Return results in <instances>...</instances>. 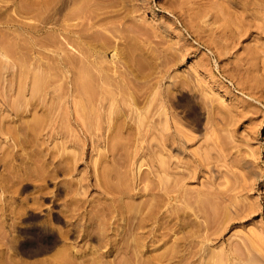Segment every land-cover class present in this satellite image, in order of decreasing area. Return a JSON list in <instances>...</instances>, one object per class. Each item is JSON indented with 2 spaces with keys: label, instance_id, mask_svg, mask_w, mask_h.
<instances>
[{
  "label": "rangeland",
  "instance_id": "374dc122",
  "mask_svg": "<svg viewBox=\"0 0 264 264\" xmlns=\"http://www.w3.org/2000/svg\"><path fill=\"white\" fill-rule=\"evenodd\" d=\"M61 1L64 7L61 6ZM64 1L65 3L63 0H0V264H55L53 257L65 247L68 255L73 256L69 257L66 253L57 255L63 259H66L63 254L68 256L67 259L75 258L76 260L72 259L74 263L68 260L70 264H78L75 261L79 259L89 260V264L91 260L95 264L103 261L105 264L106 259V264H138V261L135 262L138 257L132 259L136 257H132L136 251L133 246L136 248L137 243L142 245L143 242L142 248L146 246L147 249L143 248L146 250L142 252L145 257H139V261L141 258L144 260L141 259L142 264H264V0H82L87 4L81 0ZM82 6L84 11L81 10ZM50 8H53L51 18ZM73 9L75 12L77 9L81 10L77 11L79 14L76 12L78 15L87 9L83 13L87 17L73 14ZM56 12L59 17L54 15ZM74 36H79V40H76L84 43L86 50L76 40L78 46L73 43ZM7 46L8 49L11 48V52L16 49L15 52L11 54L6 50ZM78 47L85 50V53L89 50L90 62H83L86 57ZM5 51H9L8 54ZM69 56L78 61L79 70L86 68L85 64L89 68L87 64L90 65L92 61L90 66L93 70L96 65L100 71L98 68L97 72L89 71L90 67L89 70L86 68L87 71L80 72L79 65L72 68L75 61L72 62L69 58L68 61ZM87 58L88 61L89 56ZM82 71L85 75L95 74L93 81L96 80L94 84L92 77L86 75L85 89L92 88L84 91L89 99L86 100L84 94H81L84 102L87 101L84 104L82 97L76 95L80 92L79 87L75 88L77 83H73L77 78L74 75ZM101 71L107 73L106 81H113L111 86L108 85L110 81L108 84L104 82V85L107 84L108 88L114 86L111 89L115 88L116 91L110 92L114 99L108 98L111 97L108 95L111 90L105 89L107 85L104 87L102 77L106 76ZM92 72L94 74L91 75ZM37 74L44 78L46 84L40 79L39 84L44 86L40 85L36 91L34 85ZM75 89L79 92L76 93ZM92 89H97L98 93L102 91L99 98ZM87 92H90V97ZM104 94L107 99L100 97ZM108 99L118 103L119 109H116L117 105L114 106L118 113L113 112ZM79 102H82L85 110L89 107L86 115L83 114L84 111H80L82 105ZM114 102L113 105L116 104ZM97 105L101 107V112L104 109L102 113ZM80 112L84 117L90 115L95 121H102L100 119L103 115L104 121L99 125L106 124V131L101 129L104 127L99 129V125L94 126L92 119L91 122L88 118L89 124H86L87 118H83ZM98 114L101 116L99 119ZM117 115L121 117L117 118ZM116 120V125L111 124ZM121 124L124 128L120 127ZM108 127L115 132L118 128L123 129L124 135L129 137L127 140L122 131H112L113 135L120 133L126 139L121 142L124 140L122 138L119 144H115L121 145L119 148L113 144L117 147L113 148V152L110 144L117 137L114 135L116 138L113 140L114 136H111ZM101 132L105 133L103 137ZM107 134H110L109 137ZM121 137L118 136L117 139L120 140ZM122 148L123 155L122 152L118 153ZM116 151L118 157L114 158ZM53 155H57L60 161ZM103 155L106 157L101 158ZM103 158L106 159L104 163ZM125 159L126 162L133 160L128 165ZM106 162L111 163L112 168L118 167L116 172L119 175L113 174L114 168L109 172L110 169L104 167ZM136 162H140L139 168ZM106 170L112 175H108L109 180L105 179L108 174ZM124 172H128L129 176ZM138 172L139 176L140 172L141 175L145 174V178H140L141 183L138 181ZM118 178L122 183L126 178L124 184L128 185L125 187L127 191L117 181ZM115 182L121 189L118 193V185L112 190ZM140 186L142 191L147 188L146 193L153 189L154 195L160 198H154L153 201H156L153 202L152 192L146 198L147 195L145 192L141 193ZM177 186L181 189L184 187L182 193L187 194L185 197H191L187 202L179 198L172 201L169 198L172 189ZM216 187L230 194L233 201L220 202L218 216L215 211H210L213 199L206 197L212 204L203 201L208 209L211 207L210 212L203 213L208 217L204 218L205 215H200L205 204L202 205L204 208H199L192 196L196 194L199 198L203 194L199 196L196 191L203 189L205 192L208 188ZM131 188L135 189L131 192ZM159 190L162 194L168 193L171 204L168 198L161 197L165 194H160ZM115 191L117 196H114ZM134 191L138 193L134 194ZM123 192L127 194H122ZM139 196L145 198L139 199ZM130 197L133 198L132 206L137 207V203H140V211L143 208L141 212L149 213L153 208V216L149 215L156 217H151L152 220L147 222L143 213L141 220L140 211L136 210L139 213L137 215L135 212L138 208L130 209ZM149 197L152 205L160 200L167 204L158 203V207L154 204L155 208L153 206L150 209ZM143 199H147V204L150 205L146 206ZM114 201H122L120 206H127L129 201L127 207L121 208L122 214L126 216L120 215V206ZM168 203L174 205L175 210L173 207L170 210ZM188 203L196 206L190 208ZM143 205L146 207L140 208ZM234 205H238L240 210H250V214L238 216L235 212L239 209L235 210ZM110 207L116 209L110 211ZM131 211L132 214H129ZM153 211H157L159 215H155ZM129 215L140 216L137 218L142 221L143 227L137 230V225L135 228L133 224L141 221L133 216L129 218ZM149 215L146 214L148 219ZM221 215H224L222 221ZM225 215L229 217L228 220L231 218L230 221L223 222ZM120 216L126 219L123 221L124 225ZM127 216L132 222L127 220ZM212 216L219 219H212ZM116 217H119L120 222ZM193 218L199 220V223ZM211 219L217 222L208 224ZM106 220L110 225L108 222L102 225L111 226L107 229L100 224ZM118 222L116 227L122 226L124 233L120 232L121 228H115ZM97 224L100 226L97 227ZM111 224H114V229ZM125 224H128V230H124L127 229ZM131 225L133 227H129ZM158 225L161 226L158 228ZM153 226L155 232L152 231ZM96 228L105 232L106 235L99 230L109 242L106 237L102 239V236H98L101 234L97 233ZM131 228H135V232ZM108 230L114 235L117 234L116 231L122 234L120 236L118 232L112 237ZM128 231H131L130 235ZM142 231L146 235L144 241H141L142 236H145ZM160 232L166 234L163 235L165 237H160ZM83 233L90 235L88 237ZM153 234L159 235L158 240L161 239L157 241ZM119 236L127 237V243H122L124 238H117ZM134 236L141 240L133 238ZM110 237L117 240L116 245L119 242L122 243L121 246L125 245L124 250L127 253L129 250L131 254H128L131 256L122 250L120 244V247L111 244L113 249L110 250V242H114ZM104 239L107 240L106 245L102 241ZM41 241L48 244V248H43ZM154 241H157L156 249ZM129 244L132 248L126 246ZM100 248L105 249V254ZM97 249L104 258L96 262L93 259L97 257L98 260L100 257L95 256ZM116 250L125 252L129 260L127 257L123 258L125 253L120 251L121 258L119 253L115 254V258H120L117 261L113 257ZM89 254L90 257H95L92 259ZM86 255L90 259L84 258ZM80 256L84 257L81 259ZM56 258L57 262L62 260L60 257V260ZM50 259L53 262L49 263ZM80 262L79 264H83Z\"/></svg>",
  "mask_w": 264,
  "mask_h": 264
},
{
  "label": "bare ground",
  "instance_id": "6f19581e",
  "mask_svg": "<svg viewBox=\"0 0 264 264\" xmlns=\"http://www.w3.org/2000/svg\"><path fill=\"white\" fill-rule=\"evenodd\" d=\"M56 1H57V0H56ZM69 1H70V0H69ZM71 1H72V0H71ZM74 1L76 2V0H74ZM74 1H73V2H74ZM78 1H80V0H77V2H78ZM81 1H82V0H81ZM83 1H84V0H83ZM83 1H82V3H84ZM58 2H59V1H58ZM63 2L65 3L64 0H63ZM86 2H88V1L86 0ZM86 2H85V3H86ZM56 3H57V2H56ZM60 3L62 4V1H61ZM60 3H58V5H59ZM85 3H84V4H85ZM86 4H87V3H86ZM54 5H55V4H54ZM58 5H57V6H58ZM63 5H64V4H62L61 6L64 7ZM65 5H66V4H65ZM79 5H80V4H79ZM79 5L77 6L78 9H79V7H80L82 4H81L80 6H79ZM61 6H60V7H61ZM52 7H54V6H52ZM55 7H56V6H55ZM62 7H61V8H62ZM77 7H76V8H77ZM83 7H84V6L81 7L82 9H81V8H80V9L84 11ZM50 9H51V10H50V15H49V14H48V15H49L50 18H51V13L53 12V8H50ZM58 9H59V7H58ZM58 9H57V10H58ZM74 9H75V8H74ZM74 9H73V11H72V13L74 12L73 14H77V13L79 14V12L81 11V10L79 11V10L77 9V11H79V12L76 11V12H77V13H76V12L74 11ZM59 10L61 11V9H59ZM55 11H56V10H55ZM63 11H64V9H63ZM63 11H62V13H63ZM86 11H87V9H85V12H86ZM85 12H83V13H85ZM56 13H57V12H56ZM83 13H82V14H83ZM60 14H61V13H60ZM78 14H77V15H78ZM82 14L80 13V15L83 16L84 18L87 17V16H84V14H83V15H82ZM48 15H46V16L49 18ZM54 15H57V16L59 17L58 13H57V14H54ZM80 15H78V16H80ZM46 16H45V17H46ZM57 16H56V17H57ZM56 17H54V19H56ZM58 17H57V18H58ZM44 19H45V18H44ZM44 19H43V20H44ZM46 19H47V18H46ZM66 19H67V18H66ZM47 21H48V20H46V22H47ZM55 21H58V19H56ZM44 22H45V21H44ZM53 22H54V21H53ZM48 23H52V22L48 21ZM52 24H53V23H52ZM63 25H64V24H63ZM59 26H60V25H59ZM64 26L66 27V24H65ZM64 26H62V27H64ZM67 26H68V25H67ZM67 28H68V27H67ZM67 28H65V29L67 30ZM65 29H64V31H65ZM69 31H70V30H69ZM77 32H78V31H77ZM79 32H81V31L79 30ZM79 32H78V33H79ZM80 34H81V33H80ZM80 34H78V35L80 36ZM79 36H74L75 39L73 38V43H74V42L76 43V41H77V43H78L79 45H81V44L83 45V46L81 45L82 48H83V47L86 46V45H84V43H81V42L78 41V40H79V38H78ZM76 38H78V40H76ZM75 40H76V41H75ZM88 41H89V39H88ZM88 41H85V42H88ZM9 43L12 45L11 42H9ZM75 43H74V44H75ZM77 43H76V46H78ZM80 43H81V44H80ZM7 44H8V43H7ZM88 44H89V43H88ZM89 45L91 46V44H89ZM14 46H15V45H14ZM12 47H13V46H12ZM87 47H88V46H87ZM91 47H92V46H91ZM82 48H81V50H82ZM85 48H86V47H84V49H85ZM88 48H90V47H88ZM93 48H94V47H93ZM4 49H6V48H4ZM78 49L80 50L79 47H78ZM91 49H92V48H91ZM6 50H9V51H10L11 48L8 49V46H7V49H6ZM13 50H14V51H13ZM15 50H16V49H12L13 52H15ZM81 50H80V51H81ZM85 50H86V49H85ZM85 50H82V51L84 52ZM93 50H94V49H93ZM9 51H5V53L8 54ZM10 52H11V51H10ZM13 52H11V54H12ZM83 52H82V54H83ZM91 52H92V50H91ZM87 53H88V55H87ZM87 53L84 52L85 55H84V54H83V55H84L86 58L89 56V60H88V61H87L88 58H87V59H86V58L84 59V57H82V58L84 59V60L82 59L83 62L86 61V63L90 62V60H91V59H90V57H91V56H90L91 53H90V55H89V50L87 51ZM93 54H94V53H93ZM114 54H115V53H114ZM114 57H115V56H114ZM68 58H69L70 60H72V58H70V56L67 57V60L69 61ZM92 59H93V58H92ZM73 61L76 62L77 60H72V62H73ZM94 61H95V60H94ZM75 62H74V63H75ZM77 62H78V61H77ZM77 62H76V64H74V63L72 64V66L74 65L72 68H74L75 65H76V68H77V66L79 65V66H78V70H79V68H80V64H78ZM94 63H96V61H95ZM92 64H93V62L91 61V64H90V65L92 66ZM87 65L89 66V68L91 67L89 64H87ZM94 65H95V64H94ZM94 65H93V66H94ZM70 67H71V66H70ZM83 67H84V66H83ZM85 67L89 70V68L86 66V64H85ZM95 67L98 68L96 65H95ZM76 68H75L74 70H77ZM86 68H81L79 71H80V72H81V70H83V71L86 70V71H87ZM96 68L93 70V68L91 67L92 70L90 69L89 71H95ZM98 69H99V68H98ZM98 69H97V70H98ZM103 69H104V68L101 67V70H103ZM97 70H96L95 72H97ZM79 71H78V72H79ZM83 71H82V73H80V74H78V75H74V76L77 77V78L75 77V78H76V79H75L76 81L73 82V80H72V82L74 83V85H75V82H76L77 85H78V86H76L75 88H78V87H79L78 90H79L80 92H79L77 89H75L76 93L79 92L78 94H76V95H78V97H80L82 93L84 94V97H86V95H85L86 92H84V91H88L89 88H92V87H89V88L87 87V88H86L87 90L85 89V87L87 86V85H86L87 79H85V78H86V75H89V76H90V74H86V75H85V74L83 73ZM99 71H100V69H99ZM99 71H98V72H99ZM103 71H105V70H103ZM103 71H101V72H103ZM84 72H85V71H84ZM99 73H100V72H99ZM105 73H106V72H105ZM74 74H75V73H74ZM92 74H94V73L92 72L91 75H92ZM106 74H107V73H106ZM106 74H104V72H103V75L106 76ZM103 75H102V73H101V77H102ZM74 76H73V78H74ZM99 76H100V74H99ZM91 77H92V78H91ZM101 77H100V78H101ZM107 77H108V76H106V78H105V77H102L103 85H104V82H106V83L108 84V82L110 81V80L106 81V80H107ZM35 78H36L37 82H36V80H35V85H34V87H35V89H36V91H37V89H38L39 87H41L42 85L44 86V84H42V83L39 84V83H40V79H41V82H42V81L44 80V78H43V77L40 78V76H38V74H37V77H36V75H35ZM87 78H88V77H87ZM90 78H91L92 81H93V78H95V74H94V76H90ZM98 78H99V77H98ZM100 78H99V79H100ZM104 79H105V81H104ZM108 79H110V78H108ZM94 80H95V79H94ZM111 80H112V79H111ZM92 81H91V82H92ZM43 82H44V81H43ZM93 82H94V81H93ZM93 82H92V83H93ZM95 82H96V80H95ZM95 82H94V84H95ZM111 82H112V83H111ZM44 83H45V82H44ZM106 83H105V84H106ZM38 84H39V86L37 87L36 85H38ZM45 84H46V83H45ZM107 84H106V85H107ZM111 84H113V81H110V84H108V85L111 86ZM40 85H41V86H40ZM89 85H90V84H89ZM106 85H104V87H105ZM108 85H107V87H106L105 89H107V90L110 89V90H111V91L108 90V91H109L108 95L111 96L110 92H112V90L116 91V89H115V88L111 89V88L114 87V86H112V87L109 86L110 88H108ZM91 86H92V84H91ZM80 88H83V89H82L83 91H82ZM93 88H94V86H93ZM98 88H99V84H98ZM84 89H85V90H84ZM94 89H95V88H94ZM94 89H92V90H94ZM81 91H82V92H81ZM89 91H90V90H89ZM98 91H101V90H98ZM114 91H113V92H114ZM93 92L98 96V98H99V94H102V91H101V93H98V92H97V89L94 90ZM104 92H105V91H104ZM87 93H88V94H87L88 96L91 95V94H89L90 92H87ZM91 93H92V91H91ZM94 93H92V95H95ZM115 93H116L115 95H117V92H115ZM83 94H82V95H83ZM105 94L107 95V92H106ZM105 94H104V96H101V95H100V97H101V98L104 97L103 99H105V98L107 99V96H105ZM79 95H80V96H79ZM97 96H96V99H97ZM112 96H113V94H112ZM112 96H111V97H108V98L114 99V98H112ZM81 97H82L81 99L83 100V96H81ZM89 97H90V96H89ZM113 97H114V96H113ZM91 98L94 100L93 97H91ZM101 98H100V99H101ZM115 98H116V97H115ZM87 99H89V98L86 97V100H87ZM103 99H101V100L105 102V100H103ZM116 99H117V98H116ZM118 99H119V98H118ZM86 100H85V102H84V100H83V104L87 102ZM98 100H99V99H98ZM101 100H99V101L102 102ZM88 101H89V100H88ZM116 101H117V100H116ZM100 102H99L98 104H101ZM108 102H109L110 104H112L110 107H113V109L116 107L115 105L118 106V103L114 102L113 100H112V102L116 103V104H114V105H113V103H112L109 99H108ZM79 103H81V105H82V102H79ZM89 103H90V101H89ZM91 103H92V102H91ZM102 104H104V103H102ZM120 104H121V103H120V101H119V105H120ZM78 105L81 106L80 104H78ZM87 105H89V104L87 103ZM107 105H109V104H107ZM85 106H86V104H85ZM95 106H96V105H95ZM114 106H115V107H114ZM97 107H100V106L97 105ZM79 109H81V107H80ZM82 109H84V110H82ZM82 109H81L80 111H81V112L84 111L83 114L85 113L84 115H86V114H87L86 112L88 111L89 107L87 106V110H85L86 108H85V107L83 108V105H82ZM99 109H100V112H101V107H100ZM110 109H112V108H110ZM116 109H119V106H118ZM89 110H90V109H89ZM103 110H104V109H103ZM103 110H102V112H103ZM107 110H108V109H107ZM105 111H106V109H105ZM115 111H116L117 113L119 112L118 110H115V109H114L113 112H115ZM81 112H80V114H82ZM88 112H89V111H88ZM102 112H101V113H102ZM97 113H98V112H97ZM108 113H109V112H108ZM83 114H82V115H83ZM89 114H90V113H89ZM105 114H106V116H107V113H105ZM119 114H121V113H119ZM84 115H83V118H87V119H85V121H86V120L88 121V120L90 119V121L92 122V120H93L92 118H93V117L90 118V117H91L90 115H88L89 117H88V116H87V117H84ZM98 115H99V114H98ZM108 115L111 116V113H109ZM112 115H113V114H112ZM101 116L103 117V115H101ZM101 116L99 115V116H98V119H99ZM117 116H118V115H117ZM119 116L121 117V115H119ZM119 116H118L117 118H119ZM94 117H95V116H94ZM102 117H101V119H100V120H102V121H99V120L97 121L96 117L94 118V119H96V121L98 122V123H97L95 120H93V121H94V122H93V123H94V126H96V125L98 126L99 124H101V122L103 123L104 119H102ZM104 117H105V116H104ZM88 118H89V119H88ZM109 118H111V117H109ZM112 118H113V116H112ZM91 119H92V120H91ZM114 119H115V117H114ZM36 121H37V120H36ZM91 122H90V123H91ZM99 122H100V123H99ZM109 122H110V121H109ZM116 122H117V120H116L115 122H113V123H111V122H110V123L114 125ZM118 122H120V121L118 120ZM37 123H38V121H37ZM83 123H84V122H83ZM87 123L89 124V121L86 122V124H87ZM104 123H106V122H104ZM35 124H36V122H35ZM84 124H85V123H84ZM101 125H102V124H101ZM101 125H99L98 128H99V127H104V125L107 126L106 124H104L103 126H101ZM115 125H116V124H115ZM122 125H123V124H121L120 127H122ZM110 127H111V126H110ZM86 128H88L87 125H86ZM108 128H109V127H108ZM114 128H115V127H114ZM122 128H124V126H123ZM95 129H96V128H95ZM99 129H100V128H99ZM101 129H105V127H104V128H101ZM106 129H107V128H106ZM106 129H105V131H106ZM90 130H91V129H90ZM96 130H97V129H96ZM109 130H110L111 133H112L113 130L110 129V128H109ZM115 130H116V129H115ZM117 130H118V131H122L123 129H122V130H119V128H118ZM117 130H116V131H117ZM97 131H99V130H97ZM105 131H103V132H105ZM107 131H108V130H107ZM118 131H117V132H118ZM84 132H85V131H84ZM89 132H90V131H89ZM114 132H115V131H113V133H114ZM117 132H115V133H117ZM85 133H87V130H86ZM95 133L99 134L100 131H99V133H98V132H95ZM108 133H109V132H108ZM111 133H110V134H111ZM113 133H112L111 136H114V135H115L117 138H118V136L121 137L120 133H118L117 135H116V134L113 135ZM122 133H123V131H122ZM90 134H91V132H90ZM101 134H102V132H101ZM110 134H109V135H110ZM104 135H105V133L102 134V137H103ZM107 135H108V134H107ZM107 135H106V136H107ZM109 135H108V137H109ZM123 135H124V133H123ZM97 136H101V135H97ZM106 136H105V137H106ZM111 136H110V137H111ZM115 136H114L113 140L116 138ZM128 136H130V135H128ZM108 137H106V138H108ZM124 137H126V139L129 140V137H127V135H126V136L124 135ZM131 137H132V135H131ZM131 137H130V138H131ZM117 138L114 140L115 142L113 141L114 143L112 142V144H110V145H111L112 152H113V150H114L113 148H115L114 146H117V145H115V144H116V143L119 144V142L122 140L123 137H121L120 140H118L119 138H118V139H117ZM108 139H109V138H108ZM110 139H111V138H110ZM110 139H109V140H110ZM123 139H124V138H123ZM126 139L122 140L121 142L125 141ZM116 140H117L118 142H117ZM106 141H108V140H106ZM106 141H105V143H106ZM107 143H108V142H107ZM109 143H110V142H109ZM126 143H128V141H126ZM113 144H114V146H113ZM105 145H106V144H105ZM108 145H109V144H108ZM124 145H125V144L123 143V146H122V147H123L124 150H125L126 146H124ZM118 146L121 147V145H118ZM118 146H117V147H118ZM108 147H110V146H108ZM117 147H116V148H117ZM116 148H115V149H116ZM118 148H119V147H118ZM123 148H122V150H123ZM120 149H121V148H120ZM120 149H119V151H120ZM104 150H106V149L104 148ZM122 150H121L120 152H118V153L120 154V153L122 152V155H123L124 150H123V151H122ZM106 151H107V150H106ZM104 152H105V151H103V154H104ZM110 152H111V150H110ZM137 152H138V151H137ZM106 153H107V152H106ZM116 153H117V151H116ZM116 153H115V155H113L114 153H112V155H113L114 158H115V156L118 155V153H117V154H116ZM125 153H126V152H125ZM104 155H105V154H104ZM104 155L101 156V158H102V157L105 158L106 156H104ZM107 155H108V153H107ZM122 155H121V157H120V155H119V157H120L121 159L123 158ZM138 155H139V153H138ZM53 156H56V158H57V155H53ZM133 156H134V155H133ZM136 156H137V154L135 153V156H134V157H136ZM107 157H108V156H107ZM117 157H118V156H117ZM117 157H116V158H117ZM138 157H139V156H138ZM140 157H141V154H140ZM51 158H52V160H54V159L56 160V158H53V157H51ZM101 158H100V159H101ZM104 158H103V163L105 162L104 160H106V159H104ZM124 158H125V157H124ZM57 159H58V158H57ZM136 159H137V158H136ZM49 160L52 161L51 159H49ZM58 160H59V159H58ZM61 160H62V159H61ZM111 160H112V159H111ZM132 160H133V159H132ZM132 160H131V161H132ZM138 160H139V158H138ZM138 160H135V161H138ZM59 161H60V160H59ZM59 161H58V162H59ZM131 161H130V162H131ZM140 161H141V158H140ZM54 162H56V161H54ZM101 162H102V160H101ZM109 162H110V161H109ZM114 162H115V161L113 160V163H114ZM125 162H126V159H125ZM125 162H122V163H124V165H125ZM130 162H126V164H128V163H130ZM62 163H63V162H62ZM107 163H108V162H106V164H107ZM122 163H121V164H122ZM131 163H132V162H131ZM56 164H58V163H56ZM106 164H104V167L107 168V169H108V168L110 169V171H109V170H106L107 173H108V171L111 172V168H112V167L110 166L111 163H110V164H107V167H106ZM116 164H117V163H116ZM136 164H137V162H136ZM201 164H202V163H201ZM58 165H59V164H58ZM58 165H57V166H58ZM119 165H120V164H119ZM122 165H123V164H122ZM124 165H123V167H124ZM128 165H129V164H128ZM128 165H125V166H127V168H128ZM132 165H133V164H132ZM134 165H135V163H134ZM138 165H139V166L141 165L140 162H138V164H137V168H139ZM101 166H103V164H101ZM109 166H110V167H109ZM120 166H121V165H120ZM120 166H119V168H120ZM201 166H202V165H201ZM58 167H59V166H58ZM58 167H56V168H58ZM115 167H116V166H115ZM159 167H160V166H159ZM101 168H102V167H101ZM113 168H114V167H113ZM113 168H112V169H113ZM131 168H132V167H131ZM131 168H129V169H131ZM137 168H136V169H137ZM121 169H122V168H121ZM136 169H135V170H136ZM163 169H164V170H167V169H165L164 167H163ZM113 170H115V171H114L115 173L112 172L113 174H115V175L118 174V175H119V172H118V173L116 172V171L118 170V167H117L116 169L114 168ZM135 170H133V171L130 170V171L134 172ZM138 171H140V170L138 169ZM142 171H143V170H142ZM142 171H141V172H142ZM103 172H104V171H103ZM141 172H140V176H139V172H138V174H137V176L139 177V180H138V181H139L140 183H141V181H140L141 176H142L143 178H145V176H144L145 174L142 173L143 175H141ZM105 173H106V172H105ZM136 173H137V171H136ZM145 173H146V172H145ZM124 174H127V175L129 176V173H128V172H126V173L124 172ZM101 175H102L103 178H105V177L103 176V174H101ZM108 175L110 176L111 173H110V174H109V173L107 174V176H106V178H105L106 180H109V179H110V178L108 177ZM115 175H114V177H115ZM130 175H131V174H130ZM111 176H112V175H111ZM121 176H123V175H121ZM133 176H135V175L133 174ZM107 177H108L109 179H108ZM138 177H137V179H138ZM112 178H113V177H111V179H112ZM134 178H136V176H135ZM182 179H183V178H182ZM116 180H117V179H116ZM119 180H120V179L118 178L117 181L119 182ZM124 180H126V178H125ZM124 180H122L123 183H122L121 181H120V182H121V184H123L122 186H124L123 189L126 190L125 187L128 186V185H127V183H126V185L124 184V182H125ZM134 180H135V179H134ZM141 180L144 181V179H141ZM110 181H111V180H110ZM117 181H116V182H117ZM136 181H137V180H135V182H136ZM138 181H137V182H138ZM108 182H109V181H108ZM116 182L113 184L114 187H113L112 190H115V189H116L115 186L118 185ZM120 182H119V183H120ZM127 182H129V181H127ZM139 182H138V184H139ZM129 183H130V182H129ZM210 183L215 184L214 182H210ZM115 184H116V185H115ZM133 184H134V183H133ZM138 184H137V185H138ZM130 185H131V184H129V187H132V186H130ZM137 185H136V186H137ZM139 185H140V184H139ZM181 186H182V184H181ZM111 187H112V186H110V188H111ZM134 187H135V186H134ZM108 188H109V187H108ZM110 188H109V189H110ZM132 188H133V187H132ZM132 188H131V192L135 189V188H134V189H132ZM137 188H138V186H137ZM141 188H142V187L140 186L139 189H140L141 193H142V192H145V191L147 190L146 187H145V190H144V188H143V191L141 190ZM183 188H184V187H183ZM183 188H182V189H183ZM216 188H217V187H216ZM216 188H215V189H209V188H208L205 192L203 191V189L201 190V191H203V192H201L200 190H199V191H196V192H197V195H199V194L202 195V194H203L202 196H203V197L205 196V198H203V197L200 196V195H199L200 197L197 198L198 196L196 197V194H195L194 197H196L197 199H194V197L192 196V199L195 201V204H196V205H199V208H201V206H202L203 204H205V205H203V206H204L207 210L205 211V208L202 206V207L204 208V209H203L204 211H202V214H201L200 216L205 215V214H203L204 212H205V213H208L207 211H209V209H210L212 206L214 207L216 204L218 205V206L216 205L217 208H216V207H215V208L212 207L213 209H216V210H213V209L211 208L210 211H211V210H212L211 212L215 211L216 213H215V212H214V213L217 214V215L219 216V214H218V212H219L218 210H220V208H219V207H220V206H219V203H220V202H223V201H226V200H232L230 194H228L225 190L223 191L222 189H219V188L216 189ZM139 189H136V191H137V190L139 191ZM148 189H149V188H148ZM151 189H152V188H151ZM173 189H174V190H173ZM173 189H172V191L175 192V193H174V195H175L174 197L172 196L173 192H171L170 189H168V190L172 193V194L170 195V197H169V198L172 199V201H173V199H178V198H179V199H181V200H186L185 202H187V200H189V199L191 198V197H190V198H189V197H185L187 194L184 195V193H182L183 191H182V189H181L180 186H177L176 188H173ZM110 190H111V189H110ZM117 190H118L117 193L121 190L120 187H119V185H118V189H117ZM152 190H153V189H152ZM152 190H151V191H150V190L147 191L148 193L145 192V193H146L145 195H147L146 198H148V194H151V193H149V192H152ZM184 190H185V189H184ZM204 190H205V189H204ZM107 191H108V189H107ZM126 191H127V190H126ZM136 191H134V194H135ZM153 191H154V190H153ZM157 191H158V190H157ZM159 191H160L159 193L162 194V193H161V190H159ZM162 191H163V190H162ZM186 191H187V190H186ZM186 191H185V193L188 192V191H187V192H186ZM112 192H113V191H112ZM112 192H110V193L113 195ZM121 192H122V191H121ZM163 192H164V191H163ZM165 192H166V191H165ZM170 192H169V193H170ZM199 192H200V193H199ZM117 193H116V191H115L114 196H115ZM125 193H126V192H125ZM125 193L123 192L122 194H125ZM137 193H138V192H136V194H137ZM139 193H140V192H139ZM166 193H167V192H166ZM120 194H121V193H120ZM122 194H121V195H122ZM126 194H127V193H126ZM131 194L133 195V193H131ZM143 194H144V193H143ZM154 194H155V193L152 192V195H151V196H153L152 199H151L152 201L154 200V198H155V199L160 198L158 195H154ZM163 194H165V193H163ZM163 194H162V195H163ZM118 195H119V194H118ZM128 195H129V194H128ZM139 195H140V194H139ZM166 195H167V197H166ZM116 196H117V195H116ZM119 196H120V195H119ZM141 196H142V195H141ZM141 196H139V197H140L139 199L145 198V196H144V197H141ZM149 196H150V195H149ZM168 196H169V195H168V193H167V194H165V196H161V197H163V198L165 197V198L167 199ZM210 196H211V197H210ZM128 197H129V196H128ZM135 197H136V196H135ZM156 197H157V198H156ZM181 197H185V199H182ZM201 197H202V198H201ZM206 197H209V199L212 198V199H213L212 202H214V203H213L214 205L212 204L211 200H210V202H208L209 200H208V198H206ZM117 198H118V197H117ZM131 198H132V197H130V198H128V199L130 200ZM169 198H168V200H169ZM187 198H188V199H187ZM114 199H115V198H114ZM132 199H133V198H132ZM132 199H131V201H130L131 204L129 203V201H128V203L126 202V203H127V206H128L129 204H130L131 206L133 205V204H132V202H133ZM135 199H136V198H135ZM192 199H191V200H192ZM206 199H207V200H206ZM168 200H164V199H163V201H166V202H168ZM204 200H205L206 203L208 202L207 204H209V203L212 204V205H210L211 207H210L209 209L207 208L208 206L206 205V203L203 202ZM122 201H123V200H122ZM122 201H121L120 203H122ZM148 201H149V203L151 204L152 201H150V197H149ZM148 201H147V199H146L145 201H144V199H143L142 202H146V204H147ZM155 201H156V200H155ZM155 201H153V202H155ZM158 201H159V199H158ZM169 201H170V200H169ZM178 201H180V200H178ZM232 201H233V200H232ZM114 203H117L116 205H117V206H120V205H119V204H120L119 201H114ZM124 203H125V202H123V204H124ZM126 203H125V204H126ZM136 203H137V202H136ZM149 203H148L147 205H146V204H145V205L148 206V205H150ZM158 203H164V202H161V200H160V202H158ZM158 203H157V202L154 203L155 206L158 207V206H159ZM137 204L140 205V203H137ZM154 204H153V205L151 204V205L148 206V207H149V208H150V207H153ZM156 204H157V205H156ZM164 204H167V203H164ZM170 204H171V201H170ZM170 204L168 203L167 206H168V207L170 206V208L174 206V205L172 206V205H170ZM186 204H187V203H185V205H186ZM116 205H115V207H116ZM139 205H137V207H135V206H132V207L129 206V207H130V209H132L133 207H134V208H138V209H135V212H136V210H137V212H139V211H140V209H139ZM145 205L141 206L140 208H142V207H146ZM160 205H161V204H160ZM188 205H189V203H188ZM188 205H187V207H188ZM196 205H189V206H190V208H191V207L196 206ZM113 206H114V205H113ZM122 206H123V205H122ZM122 206H120V209L122 208ZM127 206H123V208H125V207H127ZM155 206H154V208H155ZM206 206H207V207H206ZM234 206H235V205H234ZM237 206H238V205L235 206V207H236L235 210H238V209H239V210H238V212H235V211H234V212L237 213L238 216H240V215H242V214H250V210H248V209H246L245 211H244V210H240L241 208H240V207H237ZM115 207H113V208H115ZM129 207H128V209H129ZM148 207H147V208H148ZM184 207H185V206H184ZM187 207H186V209H187ZM113 208L110 207L109 210H110V211H113ZM134 208H133V210H134ZM149 208H148V209H149ZM173 208H174V209H173ZM173 208H171L170 210H172V209L175 210V207H173ZM193 208H194V207H193ZM195 208H196V207H195ZM218 208H219V209H218ZM111 209H112V210H111ZM115 209H116V208H115ZM115 209H114V210H115ZM120 209H119V210H120ZM128 209H127V210H128ZM130 209H129V211H130ZM144 209H146V208H144ZM150 209H151V208H150ZM176 209H177V208H176ZM184 209H185V208H184ZM197 209H198V206H197ZM217 209H218V210H217ZM119 210H118V211H119ZM127 210H126V212H127ZM138 210H139V211H138ZM142 210H143V208H142ZM142 210H141V211H142ZM152 210H154V209L152 208L151 211H152ZM168 210H169V209H168ZM192 210H193V209H192ZM200 210H202V209H200ZM118 211H117V213H118ZM141 211L139 212L140 214H142V215H140L141 217L139 216L141 220L143 219V218H142L143 213H144V215H145V216H144V219H146V221H147V220H150V219L152 220V218H155V217H156V216H155V217H152L153 214L151 213V211H150V213H149V211H148V212L145 211V212L148 213V215H149V214H152V216L149 215L150 217H149V219H148V218H147L148 216H146L147 213L145 214L144 211H143V212H141ZM157 211H158V210H157ZM157 211H156V212L153 211V213L155 212L154 214H155V215L157 214V216H158V215H159V214H158L159 211H158V212H157ZM193 211H195V210H193ZM196 211H197V210H196ZM210 211H209V212H210ZM115 212H116V211H115ZM124 212H125V211H124ZM126 212H125V213H126ZM132 212H133V211H131V213H129V214H132ZM137 212H136V215L139 214V213H137ZM172 212H173V211H172ZM184 212H185V211H184ZM188 212H189V211H187V213H188ZM197 212H200V211H197ZM245 212H246V213H245ZM122 213H123V212H122V209H121V213H120V215H121ZM159 213H161V211H160ZM170 213H171V211H170ZM194 213H195V212H194ZM194 213H193V214H194ZM214 213H212V215H213ZM239 213H240V214H239ZM108 214H109V212H108ZM108 214H107V215H108ZM113 214H114V213H113ZM113 214H110L111 217H112V216L114 217ZM134 214H135V213H134ZM163 214H164V213H163ZM163 214H162V216H163ZM188 214H189V213H188ZM190 214H191V213H190ZM196 214H198V213H196ZM237 214H235V216H237ZM110 215H109V216H110ZM117 215H118V214H117ZM117 215H116V216H117ZM122 215H123V216H126L125 214H122ZM136 215H135V216H133V215H129V218H131V216H133L136 220L139 221L140 219H138L139 217L136 216ZM165 215H166V214H165ZM191 215H192V214H191ZM160 216H161V215H160ZM187 216H188V215H187ZM187 216L185 215V217H187ZM205 216H206V215H205ZM205 216H204V218H208L207 216H206V217H205ZM223 216H224V215H221L220 220L222 219ZM238 216H237V217H238ZM75 217H76V216H75ZM111 217H109V218L111 219ZM120 217H121V216H120ZM137 217H138V218H137ZM151 217H152V218H151ZM188 217H189V216H188ZM195 217H197V216H195ZM198 217H199V216H198ZM212 217H214V216H212ZM226 217H227V218H226ZM237 217H236V218H237ZM109 218H108V219H109ZM116 218H117V217H116ZM116 218H114V219L116 220ZM118 218H119V217H118ZM118 218H117V220H118ZM123 218H124V217H121V218H120V219H122V220H121V223H123L122 225H124V222H123V221H126V219L124 218V219H125V220H124ZM126 218H127V220L129 219L128 216H127ZM189 218H191V216H190ZM200 218H202V217H200ZM210 218H211V217H210ZM210 218H209V219H210ZM215 218H217V217H214V218H212V219H215ZM228 218H229V217H228L227 215H225V218L223 219V222H224V221L226 222V220H227V221H230L231 218H230L229 220H228ZM234 218H235V217H234ZM110 219H109V221H110V223H111V220H110ZM112 219H113V218H112ZM132 219H133V218H132ZM135 219H134V222L136 221ZM157 219L161 220L160 218H157ZM191 219H192V218H191ZM193 219H196V218H193ZM212 219H211V221H209V223H208V222H207V223L210 224V222H211V223H212V222H217V220H218L219 218H217L216 221H215V220L212 221ZM115 220H114V221H115ZM141 220H140V221H141ZM220 220H219V221H220ZM112 221H113V220H112ZM118 221L120 222V220H118ZM130 221L132 222V220L129 219V222H130ZM153 221H154V220H153ZM153 221H152V222H153ZM196 221H197V219L195 220V222H196ZM198 221H199V220H198ZM198 221H197V222H198ZM202 221H203V220H202ZM206 221H207V220H206ZM219 221H218V222H219ZM221 221H222V220H221ZM71 222H72V221H71ZM90 222H91V221H90ZM106 222H108V221L106 220L105 222H100L101 227L103 226L102 224H103V223H106ZM115 222H117V221H115ZM115 222H114V223H115ZM119 222L117 223V225H115V228L118 227ZM143 222H145V221H143ZM147 222H148V221H147ZM154 222H155V221H154ZM193 222H194V221H193ZM110 223L108 222L107 224L110 225ZM121 223H120V224H121ZM126 223H127V222H126ZM136 223H137V224H133V226L135 225V228H136V225H137V228H138L137 230H139V229L141 228V226L143 227V225H142V224H143L142 221H141L140 223L136 221ZM149 223H150V222H149ZM155 223H156V222H155ZM198 223H199V222H198ZM198 223H197V224H198ZM205 223H206V222H204V224H205ZM131 224H132V223H131ZM147 224H148V223H147ZM147 224L144 223V225H147ZM157 224H158V223H157ZM157 224H156V225H157ZM90 225H91V223H90ZM109 225H105V224H104L103 227L106 226V229H107V228L111 227V226H109ZM111 225H112V224H111ZM113 225H114V224H113ZM113 225H112V226H113ZM125 225H126V224H125ZM127 225H128V224H127ZM127 225H126L125 227H127ZM92 226H95V225H92ZM96 226L99 227L100 225L98 226V224H97ZM107 226H108V227H107ZM116 226H117V227H116ZM120 226H121V225H120ZM120 226H119V227H120ZM133 226L131 225V226H129V227H133ZM148 226H149V225H148ZM148 226H145V228H148ZM159 226H161V225H158L157 227L159 228ZM90 227H91V226H90ZM103 227H102V228H103ZM121 227H122V226H121ZM121 227H120V228H121ZM125 227H124V228H125ZM91 228H92V227H91ZM93 228H94V227H93ZM120 228H117V229L119 230ZM135 228H134V230L131 228V229H132L131 231H134V232H135ZM158 228H157V230H158ZM88 229H89V228H88ZM106 229H105V231H106ZM113 229H114V226H113ZM113 229L110 228L109 230H112V231H113ZM122 229H123V228L120 229V232H123ZM129 229H130V228H129ZM154 229H155V228H154V226H153L152 231H154ZM92 230H93V229H92ZM97 230H98V229L96 228V231H97ZM99 230H101V233H102L103 230H102V229H99ZM99 230H98L97 233H100ZM109 230H108V231H109ZM121 230H122V231H121ZM124 230H128V227H127V229L125 228ZM141 230H142V229H141ZM144 230H146V229H144ZM85 231H87V229H86ZM85 231H84V232H85ZM90 231H91V229H90ZM94 231H95V228H94V230H93L92 232H94ZM108 231H107V232H108ZM131 231H130V232H131ZM155 231H156V230H155ZM155 231H154V232H155ZM158 231H159V230H158ZM158 231L156 232V234L158 233ZM81 232H83V231H81ZM81 232H80V234H81ZM103 232H104V231H103ZM116 232H117V234H118L119 231H116ZM116 232H115V233H116ZM120 232H119V233H120ZM128 232H129V231H128ZM128 232H126V233H128ZM130 232L128 233L129 235H130ZM144 232H147V230L144 231ZM97 233H95V234H97ZM101 233H100V234H101ZM108 233H109V235L111 234L112 237L117 235V234H116V235L112 234L110 231H109ZM113 233H114V232H113ZM123 233H124V232H123ZM142 233H143V231H142ZM142 233L140 232V234H142ZM152 233H153V232H152ZM160 233H161V232H160ZM78 234H79V233H78ZM102 234L106 235L105 232L102 233ZM102 234H101V235H98V236H102V239H103V237H106V236H104V235H102ZM121 234H122V233H120V236H121ZM132 234H134V233H132ZM136 234H137V233H136ZM136 234H135V235H136ZM138 234H139V232H138ZM138 234H137V236H138ZM140 234H139V235H140ZM156 234H155V235L153 234V235H154L155 238L157 239V237H159V235L156 236ZM161 234H162V233H161ZM54 235H55V234H54ZM57 235H58V234H57ZM83 235H85V234L83 233ZM89 235H90V234H89ZM89 235L86 234L85 236H88V237H89ZM109 235L107 234V236H109ZM142 235H145V234L143 233ZM142 235H140V236H142ZM163 235H166V234H162L160 237H165V236H163ZM79 236H80V235H78V237H79ZM81 236H82V235H81ZM85 236H84V237H85ZM120 236L117 237V238H122V237H123V236H122V237H120ZM132 236H133V235H132ZM137 236H136V237L134 236L133 238H137ZM140 236H138V237H140ZM154 236H153V237H154ZM44 237H46V236H44ZM112 237H110V238H111V241L113 240L114 242H110V245H111V244H115L116 241H117V240H116V241L114 240L115 238L112 239ZM143 237H144V238H143ZM86 238H87V237H86ZM99 238H100V237H99ZM99 238H98V239H99ZM110 238H109V239H110ZM123 238H124V241H123L122 243L125 244L126 240H128V239H126L127 237H126V238L123 237ZM130 238H132V237H130ZM145 238H146V235H145V236H142V238H141L142 240L139 239V238H137V239H139V240H141V241H144L143 239H145ZM98 239H97V240H98ZM100 239H101V238H100ZM105 239H107V237H106ZM105 239L102 240V241H104V243L108 240V239H107V240H105ZM125 239H126V240H125ZM160 239H161V238H160ZM160 239H159V240H160ZM39 240H40V239H39ZM41 240H43V239H41ZM152 240H154V239H152ZM159 240L157 239V241H159ZM45 241H48V239L45 240ZM100 241H101V240H100ZM118 241H120V239H119ZM121 241H122V239H121ZM132 241L138 242L136 239H135V240L132 239ZM141 241H139V242H141ZM157 241H156V243H155V241H154V243H155V244L153 243V244H154V245H153L154 247L157 245ZM37 242H38V241H37ZM41 242H42V241H41ZM50 242H51V241H49V243H50ZM54 242H55V241H54ZM107 242H109V240H108ZM107 242H106V243H107ZM129 242H131V239L129 240ZM152 242H153V241H152ZM42 243H43V244H41V246H42L43 248H45V249H46V247L48 248V244H47L48 242L46 243L47 245L44 244V241H43ZM106 243H105V245H106ZM117 243H118V242H117ZM120 243H121V242H119V244H120ZM122 243H121V244H122ZM126 243H127V242H126ZM143 243H144V242H143ZM143 243H142V245H141V243H137L136 248L133 246V249H136V251L134 250L135 252H134V254L132 255V257H133L134 255H135L136 257H133V258L131 257V258L134 259V258H137V257H138V258H137L138 260H135V262L138 261V264H142V262L144 261L142 258H141V259H142L143 261H142L141 259H140L141 263H140V261H139V257H141L142 252H143V251L146 252V250H143V248L146 247V246H144V247L142 248ZM38 244H39V243H38ZM102 244H103V243H102ZM119 244H118V245L115 244V245H116V246H119ZM121 244H120V246H121ZM146 244H147V243H146ZM99 245H100V244H99ZM105 245H104V246H105ZM115 245H114V247H115ZM129 245H130V244H129ZM129 245H126V246H128V248H129V247H131V245H130V246H129ZM148 245H149V244H148ZM151 245H152V243H151ZM151 245H150V246H151ZM88 246H89V245H88ZM102 246H103V245H102ZM108 246H109V245H108ZM111 246H112V245H111ZM120 246H119V247H120ZM124 246H125V245H124ZM124 246H121L123 249H122V248H119V249L124 250V248H126V247H124ZM50 247H52V246L50 245ZM50 247H49V248H50ZM67 247H70V246H67ZM98 247H99V246H98ZM105 247H106V246H105ZM105 247H104V248H105ZM157 247H158V245H157ZM39 248L41 249V247H39ZM65 248H66V247H65ZM65 248H64L65 251L63 250L64 252H63L62 250H60V251H62V252L59 253V251H58L59 249H58V250H57V251H58L57 253H59L61 256H62L61 253H64V254L66 253V254L68 255L67 250H66ZM94 248H95V247H94ZM104 248H103V249H104ZM131 248H132V247H131ZM131 248H130V250H131ZM61 249H62V248H61ZM84 249H85V248H84ZM95 249H96V248H95ZM100 249L103 250L102 248H100ZM111 249H113V246H112V248H110V250H111ZM116 249H117V248H116ZM145 249H147V247H146ZM151 249H152V248H151ZM155 249H156V247H155ZM155 249H154V250H155ZM69 250H70V249L68 248V251H69ZM85 250H86V249H85ZM87 250H88V248H87ZM87 250H86V251H87ZM92 250H93V249H92ZM98 250H99V249H97V252H96L97 254L95 253V254H96L95 256L98 255V257H99V256L101 255V253L99 252L100 250H99V251H98ZM104 250H105V249H104ZM104 250H103L102 253H104ZM122 250H120V251H122ZM41 251H42V249H41ZM45 251H46V250H45ZM71 251H72V248H71ZM77 251H78V250H77ZM80 251L82 252L83 250H80ZM107 251H108V250H107ZM114 251H115V248H114ZM120 251H119V252H120ZM124 251L126 252V250H124ZM127 251H128V253L131 254V252H129V250H127ZM132 251H133V250H132ZM147 251H148V250H147ZM74 252H75V251H74ZM74 252H72V253L74 254ZM93 252H94V251H93ZM98 252H99V254H98ZM109 252H110V251H109ZM112 252H113V251H112ZM119 252H118V250H116V252L113 253V254H114L113 257L115 258V257H116L115 254H116V253H119ZM125 252H124V253H125ZM57 253H56V255H55V258H56V256L58 257V255H59V254L57 255ZM70 253H71V252H70ZM70 253H69V254H70ZM84 253H85V252H84ZM121 253L124 254L123 251H122ZM126 253H127V252H126ZM126 253H125L124 257L122 256L123 258L127 257V256H126ZM128 253H127V254H128ZM132 253H133V252H132ZM64 254H63V256H65L66 259L61 258L60 255H59V257H60V259H62V260L58 259L59 257L56 258V259L60 260V262H59V261H58V262L55 261V258L53 257V261L55 262V264H56V262H57L58 264H62V263H63V264H68V263H69L68 260H69L70 258L67 259V257H68L69 255L67 256V255H64ZM77 254H78V253H77ZM77 254H76V255H77ZM104 254H105V253H104ZM111 254H112V253H111ZM113 254H112V255H113ZM130 254H128V255H130ZM171 254H172V253H171ZM171 254H170V255H171ZM173 254H174V253H173ZM81 255H82V254H81ZM83 255H84V254H83ZM91 255H92V254H91ZM93 255H94V254H93ZM102 255H103V254H102ZM112 255H111V256H112ZM119 255H120V258H121V254H120V253H119ZM70 256L72 257L73 255H70ZM70 256H69V257H70ZM87 256H88V255H86L85 257L83 256V257H84V258H87V259L92 258V256L90 257V254H89V257H90V258L87 257ZM95 256H94V257H95ZM111 256H110V257H111ZM130 256H131V255H130ZM130 256H129V257H130ZM142 256L145 257L144 255H142ZM83 257H82V258H83ZM94 257H93V258H94ZM118 257H119V256H117V258H115V259H116V260H117V259H120V258H118ZM80 258H81V256H80ZM82 258H81V259H82ZM93 258H92V259H93ZM96 258H97V257H96ZM96 258H94L93 260H96V262H97V261H101V259L103 260L104 257L102 258V257L100 256V257L98 258V260H97ZM107 258H108V257H107ZM123 258H122V259H123ZM127 258H128V257H127ZM127 258H126V259H127ZM131 258H130V259H131ZM72 259H73V260H76L75 258H71L70 261H72ZM77 259H78V258H77ZM99 259H100V260H99ZM105 259H106V257H105ZM105 259H104V260H105ZM132 259H131V260H132ZM144 259H145V258H144ZM51 260H52V259H50V261H48V262H49V263L53 262V261H51ZM116 260H115V261H116ZM128 260H129V258H128ZM146 260H147V259H145V261H146ZM169 260H170V259H169ZM171 260H172V259H171ZM65 261H66V263H65ZM79 261H81L80 263H83V264L86 263V262L88 261L87 264H89V260L84 261V260H80V259H79ZM79 261L77 260V261H75V262H77V263L79 264ZM82 261H83V262H82ZM117 261H119V260H117ZM121 261H122V260H121ZM124 261H125V260H124ZM40 262H42V261H40ZM43 262H44V260H43ZM67 262H68V263H67ZM90 262H91L90 264L93 263L92 260H91ZM105 262L107 263V259L105 260ZM125 262H127V261H125ZM125 262H124V263H125ZM72 263H74V262L72 261ZM103 263H104V261H103ZM103 263L101 262V264H103ZM106 263H105V264H106ZM133 263H134V261H133ZM145 263H146V262H145ZM51 264H54V263H51ZM69 264H70V263H69ZM93 264H95V262H94ZM119 264H120V263H119ZM121 264H122V262H121ZM125 264H127V263H125ZM134 264H135V263H134ZM136 264H137V263H136Z\"/></svg>",
  "mask_w": 264,
  "mask_h": 264
}]
</instances>
